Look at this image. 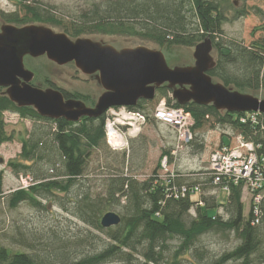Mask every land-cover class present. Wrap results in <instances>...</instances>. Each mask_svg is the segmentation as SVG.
Returning <instances> with one entry per match:
<instances>
[{
  "label": "trees",
  "instance_id": "16d2710c",
  "mask_svg": "<svg viewBox=\"0 0 264 264\" xmlns=\"http://www.w3.org/2000/svg\"><path fill=\"white\" fill-rule=\"evenodd\" d=\"M23 11V19L17 15L1 17L20 26L34 23L57 26L74 39L90 35L132 37L166 49L193 48L209 38L216 52V66L209 72L214 82L255 97L264 92V37L249 45L226 38L223 26L227 18L223 7L212 0H112L69 20L56 15L52 7L24 5ZM260 12L264 16V9ZM245 16L247 12L241 11L235 18ZM48 85L54 87L51 82ZM63 95L65 99L82 100L85 104L90 101L80 94L63 92ZM171 95L166 86L161 87L155 100L140 101L129 109L144 113L149 122L146 107L166 100L167 107L190 114L194 138L186 149L199 154L204 152L205 144L199 141L197 132L208 126L227 127L256 145L261 144L264 152V115H257L255 125L242 124L240 119L246 114L220 112L213 106L192 102L180 105ZM5 113L46 125L21 140L20 161L9 163L16 175H31L33 179L28 189L9 195L7 203L12 210L22 203L45 209L42 201L60 200L61 195L72 194L92 153L108 146L106 115L98 119L84 118L77 123L45 119L33 108L16 106L0 88V147L14 140V135L7 132ZM153 120L160 123L154 117ZM138 137L131 139L126 149L131 145L133 155L146 149L144 144L139 148L132 145ZM176 148L177 140L174 150L164 152L160 162L167 158L171 164ZM126 158L124 154V163ZM106 182L104 197L92 200L84 192L76 195V201L71 200L75 201L73 216L106 238L102 247L86 253L85 248L91 246L93 238L67 239L59 232L32 241L20 237L17 242L24 243L31 251L15 252L0 247V264H264V205L259 224H253V214H244L242 187L233 184L227 204L220 205L217 195L225 183L214 184L207 168L193 172L176 170L164 181L158 172L143 181L122 172ZM174 189L179 192L177 196ZM183 189L187 190L184 197ZM113 210L121 214L120 225L102 228L101 218ZM192 210L196 212L195 217L191 215ZM212 210H221L222 214L210 215ZM233 233L239 244L216 258L203 242L209 234Z\"/></svg>",
  "mask_w": 264,
  "mask_h": 264
},
{
  "label": "rangeland",
  "instance_id": "374dc122",
  "mask_svg": "<svg viewBox=\"0 0 264 264\" xmlns=\"http://www.w3.org/2000/svg\"><path fill=\"white\" fill-rule=\"evenodd\" d=\"M35 1L48 7H54L58 10V16L69 20L84 11L90 10L97 4L103 5L112 0ZM212 1L221 4L223 7V12L227 18L223 26L226 38L242 41L249 45L264 37V29H262L264 16L260 12V10L264 9V0ZM0 11L7 15H17L19 19L25 17L22 6L16 0H0ZM241 11L247 12V16L236 19L237 12ZM3 23L0 17V28ZM48 26L56 33H64L60 27ZM84 37L111 45L118 51L138 47L160 51L164 54L170 68L175 66H194L195 64L193 57L195 47L185 48L180 46L166 49L140 38L102 35ZM212 55L215 58L216 52L214 51ZM24 64L26 69L35 74L32 82L33 86L45 90L50 87L48 84L51 82L59 90H65L72 94H80L87 97L90 100L89 102L86 101V103L88 102L86 105L89 108H93L100 96L104 93V90L95 81H92L89 77L79 72L73 64L62 67L57 66L46 57L39 59L25 57ZM257 97L264 99V92L257 94ZM162 102L167 105L166 100L160 101L159 104ZM159 104L154 103L146 107V113H148L150 121L138 137L137 142L132 144L138 148L144 144L146 149L133 155L131 145L130 149H128L129 151H114L107 144L108 146L94 151L89 158L80 182L77 183L72 194L68 196L61 195L60 200L42 201L43 206L46 207L45 209L35 208L27 203L20 204L14 210L8 207L7 201L10 194L17 190H22V188H25L24 186H31V181L33 183V179L30 177L31 175H16L12 168L9 167V163L20 161L19 155L22 152L21 140L28 138L31 132L46 125L41 122L22 119L16 114L5 113L4 119L7 125V132L14 135V140L0 147V161H2V163L0 162V247H5L15 252H29L31 250L27 245L18 243L17 239L24 237L28 241H32L39 238V236L46 238L48 234L59 232L63 238L67 239L91 237L93 238L90 243L91 246L89 248L87 246L85 252L88 253L91 250H97L99 246H103L106 238L102 233L88 227L73 216L74 202L76 201L75 199L78 193L81 195L84 192L88 193L92 200L102 198L106 191L107 179L111 176L119 175L122 172L128 176L136 177L139 181H143L151 177L155 172H158L160 180L164 181L168 179L169 172L174 173L176 170L184 172L204 170L208 166L210 154L221 143L227 146L231 144V138L226 134L228 131L227 127L218 126L217 128H210L208 126L197 132L199 141L205 144L204 152L199 154L190 148H185L181 151L176 150L173 152L174 157L170 162L171 164L168 165L169 172L161 171L158 166L161 163L160 161L164 152L172 151L176 146V131L169 126L156 123L153 120V111ZM124 154L127 155L125 163L123 159ZM228 197V192L220 190L217 195L218 203L222 206L226 205ZM242 202L244 205V214L248 216L250 210L249 200L246 196H243ZM122 203H124V200ZM113 212L118 215L120 214L118 210H113ZM203 212L206 213L207 210L203 209ZM209 214L214 216L222 214V211L212 210L209 211ZM191 215L195 217L196 212L192 210ZM13 237L16 238V242L13 240ZM203 242L216 258L222 253L234 249L239 244V239L234 233L227 236L223 234H209L205 236Z\"/></svg>",
  "mask_w": 264,
  "mask_h": 264
},
{
  "label": "water",
  "instance_id": "95a60500",
  "mask_svg": "<svg viewBox=\"0 0 264 264\" xmlns=\"http://www.w3.org/2000/svg\"><path fill=\"white\" fill-rule=\"evenodd\" d=\"M212 53L213 44L207 38L195 47L194 66L170 68L162 52L145 47L118 51L86 37L72 40L45 24L20 28L4 24L0 28V88L19 108H33L42 118L70 123L101 118L112 108L136 107L140 101H153L158 89L165 86L180 105L192 102L213 106L220 112L264 115V99L213 81L209 75L216 66ZM25 57H46L61 67L73 64L104 93L89 108L80 100H66L59 89L33 86L35 74L26 69ZM120 223L121 217L114 212L101 218L104 229Z\"/></svg>",
  "mask_w": 264,
  "mask_h": 264
},
{
  "label": "built area",
  "instance_id": "2783aa9c",
  "mask_svg": "<svg viewBox=\"0 0 264 264\" xmlns=\"http://www.w3.org/2000/svg\"><path fill=\"white\" fill-rule=\"evenodd\" d=\"M245 114L246 116L240 119L242 124L250 122L255 125L258 123L257 113ZM105 115L106 142L114 151L126 150L129 147V141L137 138L148 124V118L144 113L131 111L125 107L112 108ZM153 117L176 131L177 151L184 150L192 142L194 121L190 114L167 107L162 102L155 108ZM227 134L234 140V143L211 153L207 171L213 176L214 184L225 183L223 190L226 192H230L232 184L242 187L243 196L249 200V215L253 214V224H259L263 216L262 206L264 205L263 146L255 144L254 148L251 144L243 142L241 139L243 135L230 132ZM168 165V159L164 158L162 171L169 172ZM168 174L173 175L170 172ZM24 187L22 189H28L30 186ZM186 192L187 190L183 189L181 195L184 197ZM174 194L175 196L179 194L177 189H174Z\"/></svg>",
  "mask_w": 264,
  "mask_h": 264
},
{
  "label": "flooded vegetation",
  "instance_id": "af4514ba",
  "mask_svg": "<svg viewBox=\"0 0 264 264\" xmlns=\"http://www.w3.org/2000/svg\"><path fill=\"white\" fill-rule=\"evenodd\" d=\"M16 1H19V4L22 6V9H23V6L24 5H27V6H30V5H36V6H42V7H48V6H45V5H43V4H41V3H39V2H37V1H35V0H28V1H25V0H16ZM97 6H99V4H97ZM52 9H54V13L56 14V15H58V10L57 9H55L54 7H52ZM2 15H5V16H9V15H7V14H5V13H3V12H1L0 11V17L2 16ZM1 19H2V17H1ZM2 21L4 22L3 23V25L4 24H11V25H14L15 23H11V22H7V20H5V19H2ZM40 23H34V24H29V25H39ZM14 26H16V27H18V28H20V27H24V26H27V25H24V26H20V25H18L17 26V24L16 25H14ZM76 39H78V38H76ZM72 40H75L74 38L72 39ZM30 58V57H29ZM33 59V58H32ZM50 86V85H49ZM54 86V85H53ZM49 88H54V89H57L55 86L54 87H49ZM61 92L63 93V92H66V93H68V94H70V95H73L72 93H69V92H67V91H65V90H61ZM72 99V98H71ZM66 100H69V99H66Z\"/></svg>",
  "mask_w": 264,
  "mask_h": 264
},
{
  "label": "bare ground",
  "instance_id": "6f19581e",
  "mask_svg": "<svg viewBox=\"0 0 264 264\" xmlns=\"http://www.w3.org/2000/svg\"><path fill=\"white\" fill-rule=\"evenodd\" d=\"M234 133V134H237V133H235L234 131H231L230 129H228V131H227V133ZM226 133V134H227ZM228 135V134H227ZM229 136V135H228ZM231 138V137H230ZM241 139L243 140V142L244 143H249V144H251L254 148H255V142H253V141H251V140H248L247 138H245L244 136H242L241 137ZM234 143V140L233 139H231V144L230 145H232ZM230 145H228V146H230ZM225 146H227V145H219L217 148H216V150H221V149H223ZM215 151V150H214ZM213 151V152H214ZM211 155V154H210ZM162 162H163V160H162ZM162 162H161V164H160V169H161V171H162Z\"/></svg>",
  "mask_w": 264,
  "mask_h": 264
}]
</instances>
